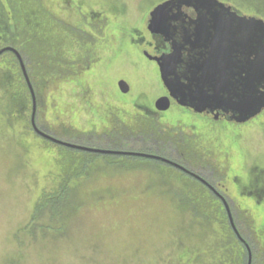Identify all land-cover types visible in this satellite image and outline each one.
<instances>
[{
  "label": "rangeland",
  "instance_id": "rangeland-1",
  "mask_svg": "<svg viewBox=\"0 0 264 264\" xmlns=\"http://www.w3.org/2000/svg\"><path fill=\"white\" fill-rule=\"evenodd\" d=\"M166 1L32 0L29 6L44 9L54 29L55 66L69 65L37 103L36 123L55 139L110 150L105 142L117 138L116 130L156 122L208 163L194 173L169 159L225 199L253 264L245 233L252 220L264 240V112L230 124L173 102L167 112L157 111L167 90L144 52L151 53L153 43L150 14ZM219 1L264 21V0ZM0 4V12L7 9ZM121 81L128 94L120 91ZM32 110L31 104L26 112L10 109L0 94V264H238L240 252L249 264L222 199L209 188L190 190L187 175H169L160 171L162 163L139 158L98 159L82 171L74 165L66 177L62 164L70 158L61 150L78 152L38 137ZM63 130L68 140L51 134ZM126 138L131 145L116 151L139 153L138 137Z\"/></svg>",
  "mask_w": 264,
  "mask_h": 264
},
{
  "label": "water",
  "instance_id": "water-1",
  "mask_svg": "<svg viewBox=\"0 0 264 264\" xmlns=\"http://www.w3.org/2000/svg\"><path fill=\"white\" fill-rule=\"evenodd\" d=\"M183 9H192L197 18L178 30L173 24L181 21ZM148 30L152 35L164 36L172 46L169 55L156 59L168 92V96L156 102L158 112H167L175 102L196 114L221 113V119L228 118L238 124H245L264 112V21L239 15L219 0H170L153 10ZM5 54L14 55L19 63L32 99L31 127L38 137L77 152L156 161L195 178L222 199L231 228L244 243L225 199L179 164L151 154L73 145L42 132L36 123V94L26 64L12 47L0 49V58ZM186 54L188 59L184 58ZM119 88L123 94L130 92L124 81L119 83ZM244 244L249 252V264H252L251 251Z\"/></svg>",
  "mask_w": 264,
  "mask_h": 264
},
{
  "label": "trees",
  "instance_id": "trees-1",
  "mask_svg": "<svg viewBox=\"0 0 264 264\" xmlns=\"http://www.w3.org/2000/svg\"><path fill=\"white\" fill-rule=\"evenodd\" d=\"M3 1L4 3H7V9L0 12V35L3 36L0 41L3 42V47H12L21 54L36 94L37 103H39V100L41 101L46 97V93L55 81V77L58 72L60 74L62 71L63 73H68L69 65L66 61H64L61 63L63 67H61L62 65H60V67L55 66L54 61H57L56 57H58V51L55 49V45L57 44L56 36L53 35L54 29L49 28L50 20L44 9L37 10L34 6L30 7L29 5L32 0ZM1 7L2 6L0 4V8ZM10 17H12V19H10ZM45 20H47L48 23H45ZM56 82H59V80H56ZM0 94H2L3 100L5 99L7 101V106L10 109L17 105L19 111L26 112L27 107L30 104L32 106L31 95L24 80L19 63L12 54H5L2 58H0ZM51 134L64 140H68L71 137L70 133L66 130L56 132L53 131ZM116 134H118L117 138L110 136V138L108 137V139H106L105 144L108 145L107 149L114 151H126L127 145H131L129 144L130 139L128 140L126 136L130 137V135H132L133 138L138 137L140 148L137 149V152L139 153L151 154L168 160H174L189 168L194 173H201L202 170L205 171V168L209 166L208 163H204L202 161L201 157L198 158V155L194 153L189 145H186L184 142L182 143L178 137H174V134H171L169 131H165L154 121L149 120L147 123L144 121L141 125H139V127L134 129H124V131H121L120 129L116 130ZM79 138L82 139L78 136L77 140ZM170 141L171 143L175 142L177 146H171L169 148L170 145L168 146V143ZM87 144H89V142H87ZM167 147L171 150H175L176 155L171 156V154L166 152ZM61 151H67V158H70H68L69 160H67L65 164H62L63 173L66 177L74 170V165L82 171L84 167V170H86L88 166L96 164L98 159L106 160L110 164H112V162L116 159L115 157L100 156L83 152H78L74 157L72 151ZM122 159L136 160L138 158L124 157ZM162 165L165 168L160 171L169 175L179 174L178 170L164 164ZM70 179L71 177L69 180ZM189 182L190 190L197 192L199 189H202L196 182L192 180H189ZM180 192L181 194H185L183 189ZM194 195L197 196V194ZM196 198H198V196ZM239 221L241 220L239 219ZM236 224L239 227L241 226L240 224H243V222H238ZM246 227H252L250 233H245L247 237V239H245L248 241V244L252 249L253 264H264V240L262 241L257 237L255 230H253L252 220L246 225ZM242 257H244V254H241L240 252L237 260V263L239 262L238 264H246V262L243 263Z\"/></svg>",
  "mask_w": 264,
  "mask_h": 264
},
{
  "label": "flooded vegetation",
  "instance_id": "flooded-vegetation-1",
  "mask_svg": "<svg viewBox=\"0 0 264 264\" xmlns=\"http://www.w3.org/2000/svg\"><path fill=\"white\" fill-rule=\"evenodd\" d=\"M182 13H183V16H182L181 21L173 24V26L178 28V30H180V28H182L184 26H187L192 20H195L197 18L196 12H194L192 9H183ZM178 35H180V32ZM152 40H153V43L151 44V53H149L148 51H145L144 56L146 57V59L149 62H151L155 65H158V63L156 62V59L161 58L162 56H165V55H169L172 52V46H171L170 41H168L167 39H165L164 36H161V35H152ZM188 57L189 56L187 54L184 55L185 59H188ZM208 115H212V114L208 113ZM217 116H218L219 120H221V121H225V122H228L230 124H237L234 122H230L228 120V118L227 119H221L220 118V116H222L221 113ZM181 173L185 174L183 172H181ZM185 175H187V174H185ZM187 177H189V178H187V180H192V181L196 182L197 184L199 183V185H201V186H205L200 181L196 180L195 178H193L189 175H187Z\"/></svg>",
  "mask_w": 264,
  "mask_h": 264
}]
</instances>
